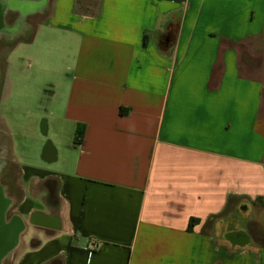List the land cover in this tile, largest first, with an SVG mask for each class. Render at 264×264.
<instances>
[{
    "label": "crops",
    "instance_id": "obj_1",
    "mask_svg": "<svg viewBox=\"0 0 264 264\" xmlns=\"http://www.w3.org/2000/svg\"><path fill=\"white\" fill-rule=\"evenodd\" d=\"M76 2L35 28L37 165L8 127L11 263L264 264V0Z\"/></svg>",
    "mask_w": 264,
    "mask_h": 264
},
{
    "label": "rangeland",
    "instance_id": "obj_2",
    "mask_svg": "<svg viewBox=\"0 0 264 264\" xmlns=\"http://www.w3.org/2000/svg\"><path fill=\"white\" fill-rule=\"evenodd\" d=\"M92 1L93 4L96 3V0ZM52 2L53 0H47L43 14H31L26 18H22L19 11L8 10L4 16L5 29L0 33V75L4 73L3 78L0 77L4 92L0 116L16 133V153L33 165L39 163L40 142L47 137L44 127L50 122L46 117L49 103L42 96L45 89H51L47 84V79L51 78L42 77L35 61L30 66L29 58H36L38 41L35 38V28L43 19L44 13L50 10ZM21 19L20 30L16 34L9 33L8 30L13 29ZM14 45L18 46L14 48ZM55 135L61 141L65 140L67 132L62 133L55 125Z\"/></svg>",
    "mask_w": 264,
    "mask_h": 264
},
{
    "label": "flooded vegetation",
    "instance_id": "obj_3",
    "mask_svg": "<svg viewBox=\"0 0 264 264\" xmlns=\"http://www.w3.org/2000/svg\"><path fill=\"white\" fill-rule=\"evenodd\" d=\"M41 3L46 0H33ZM44 4V6H45ZM19 11V10H15ZM40 10L27 15H22V18H26L28 15L39 14ZM20 12V11H19ZM21 23L18 21L17 25L8 31H19ZM4 72V71H3ZM4 73L0 75L3 78ZM3 98V89L0 85V104ZM1 110V107H0ZM9 128L5 122H3L0 116V264H12L11 255H13L15 249L20 245L21 238L24 237L26 231V224L23 221V215L20 212L15 211L14 200L12 198L11 186H10V174L13 172L16 184H18L21 178V168L17 165L11 164L9 160ZM20 192V189H17Z\"/></svg>",
    "mask_w": 264,
    "mask_h": 264
},
{
    "label": "water",
    "instance_id": "obj_4",
    "mask_svg": "<svg viewBox=\"0 0 264 264\" xmlns=\"http://www.w3.org/2000/svg\"><path fill=\"white\" fill-rule=\"evenodd\" d=\"M43 4L33 0H0V33L5 29L4 16L8 10H19L24 16L36 12Z\"/></svg>",
    "mask_w": 264,
    "mask_h": 264
},
{
    "label": "trees",
    "instance_id": "obj_5",
    "mask_svg": "<svg viewBox=\"0 0 264 264\" xmlns=\"http://www.w3.org/2000/svg\"><path fill=\"white\" fill-rule=\"evenodd\" d=\"M83 11V6L80 3V0H77L76 4H75V12L77 13H81ZM146 45V42H145ZM15 46V45H14ZM83 129L79 128L78 133H77V137H80L82 135ZM192 224V221H191Z\"/></svg>",
    "mask_w": 264,
    "mask_h": 264
},
{
    "label": "bare ground",
    "instance_id": "obj_6",
    "mask_svg": "<svg viewBox=\"0 0 264 264\" xmlns=\"http://www.w3.org/2000/svg\"><path fill=\"white\" fill-rule=\"evenodd\" d=\"M43 2H44V1H43ZM44 4H45V2H44ZM44 4H43V6L40 7L38 10H41V9L44 7ZM19 22L21 23V22H22V19H21ZM9 33L16 34L17 31H9Z\"/></svg>",
    "mask_w": 264,
    "mask_h": 264
}]
</instances>
